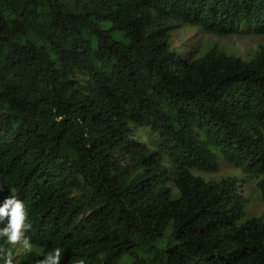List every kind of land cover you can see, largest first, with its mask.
Wrapping results in <instances>:
<instances>
[{"label": "trees", "instance_id": "16d2710c", "mask_svg": "<svg viewBox=\"0 0 264 264\" xmlns=\"http://www.w3.org/2000/svg\"><path fill=\"white\" fill-rule=\"evenodd\" d=\"M182 27L264 36V0H0V200L38 264H264V44L179 55ZM236 172L206 181L219 162Z\"/></svg>", "mask_w": 264, "mask_h": 264}, {"label": "rangeland", "instance_id": "374dc122", "mask_svg": "<svg viewBox=\"0 0 264 264\" xmlns=\"http://www.w3.org/2000/svg\"><path fill=\"white\" fill-rule=\"evenodd\" d=\"M170 43L176 53L186 57H200L208 48L217 45L226 53L246 59L259 45L264 44V36L242 31L241 33L227 37H217L206 34L198 28L182 27L172 34ZM235 173L230 165L222 161L219 162L215 172H195L196 175L206 181H216L223 177L232 176ZM240 183L241 189L244 186L243 190L248 200L245 207L246 215L248 217L264 215V201L254 186V182L241 176ZM11 246L15 249L16 254H22L24 252L19 245Z\"/></svg>", "mask_w": 264, "mask_h": 264}, {"label": "clouds", "instance_id": "9594fccd", "mask_svg": "<svg viewBox=\"0 0 264 264\" xmlns=\"http://www.w3.org/2000/svg\"><path fill=\"white\" fill-rule=\"evenodd\" d=\"M30 227L24 203L16 195L0 200V240L6 239L8 244L19 245L25 253H30L33 245L26 235ZM12 257L10 250L0 248V264H13ZM38 264H61V250L48 251Z\"/></svg>", "mask_w": 264, "mask_h": 264}]
</instances>
